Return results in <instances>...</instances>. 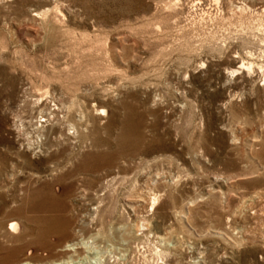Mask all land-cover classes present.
Here are the masks:
<instances>
[{"label":"rangeland","instance_id":"1","mask_svg":"<svg viewBox=\"0 0 264 264\" xmlns=\"http://www.w3.org/2000/svg\"><path fill=\"white\" fill-rule=\"evenodd\" d=\"M263 6L0 0V264L63 257L71 236L80 255L57 264L200 260L189 248L174 254L173 239L166 249L146 219L181 240L190 234L201 264H248L252 243L264 242ZM127 105L141 115L144 140L112 166L86 171L91 154L119 149ZM40 122L47 123L43 135ZM43 185L66 203L67 238L52 233L43 241L31 220L35 211L11 213ZM82 185L87 191L78 198ZM141 195L148 196L145 206ZM170 210L185 218L168 219ZM10 218L27 246L6 259L5 248L17 243L5 227ZM94 228L100 235H90ZM219 240L236 245L229 261Z\"/></svg>","mask_w":264,"mask_h":264},{"label":"bare ground","instance_id":"2","mask_svg":"<svg viewBox=\"0 0 264 264\" xmlns=\"http://www.w3.org/2000/svg\"><path fill=\"white\" fill-rule=\"evenodd\" d=\"M212 1L214 3H217L218 2V0H212ZM228 6L230 7L231 12H233L232 11L233 5H228ZM261 10H262V12H264V6L261 8ZM243 65H244V63L241 62V65L239 67L241 68ZM251 66H252V63L249 62L247 64V68H250ZM124 107H126V112H125V114H124V116L122 118V122H121L122 128H121V131L119 132V134L117 136L118 137L117 139H118V142H119V146H120L119 149L116 152L112 151V153H110V154H108V153L106 154L105 152L104 153L103 152H100V153H97L95 155L91 154V156H89V157H91V163L83 166L86 171L88 170L89 172H92L90 170H96L98 168L100 169V167L103 168L104 166H112L113 158L114 157H116L118 155H123V154H126V155L127 154H130L144 140V136L145 135H144V133H143V131L141 129V126H142V123H143L142 122V119H141V115L138 114L137 113L138 111L136 112L134 110V108L131 107V106H129V105L124 106ZM95 111H96V113L101 114V115L106 114L104 108H96ZM40 123H39V126H38L39 127V129H38L39 132L38 133H39V135H43V130L45 129L47 123L46 124H42V123L40 124ZM108 130H110V129H108ZM49 135H50V133H49ZM98 138L96 139V143H98V144L99 143L101 144V142L103 143V140L98 139ZM83 142H85V141H83ZM137 150H139V149H137ZM123 156H125V155H123ZM119 157H117V158H119ZM81 170H82V165H81ZM53 180L55 182V177L54 176H53ZM47 184H49V183H47ZM42 187L44 188V185L43 186H40L38 188H35L34 190L31 189L34 192L33 193L34 195L31 196V198L29 199V203L27 202V205H25L24 207L22 206V207L12 208L11 209V213H12V215H15V214H18V213H23V211L26 210V209L30 210L31 212L32 211H35L37 214H35V215L33 214L34 216L32 215L31 220L34 221L35 224H37V226H36L37 236L41 240H43V241H44V238H46L47 235L52 234V233L53 234H56L58 236V238H67L69 236V227L71 225V220H70V218L68 216H66L63 213V211L66 210V203L60 197L61 194H58L56 192H53L49 188H47V190H45ZM55 188L57 189L58 186L56 185ZM86 188L87 187L84 186V185H82L80 187L79 194L77 195L78 198H84L85 197V192L87 191ZM56 189H55V191H56ZM31 190L28 189V191H31ZM150 194H151L150 192L147 193V195H150ZM13 195H12V197H13ZM17 196H18V193H17ZM28 196H27V198H28ZM153 196H154V194H153ZM14 197H15V195H14ZM147 197H146V195H141V197H139L138 200L141 202L142 205L145 206V204H146V198ZM155 197L156 196L151 197L152 198V201H151V205L150 206H153L156 203V199L158 198V196L156 198ZM0 199H1V197H0ZM24 200H26V199H24ZM23 203H25V202H23ZM5 204L6 203H3V204L0 203V214L2 212H4L3 211L4 210L3 207H4ZM94 204L96 206L95 207H92V210H93L92 213H95L96 214L97 213V210H98L97 209L98 202L97 201H94ZM13 206H15V205H13ZM129 208L131 209L132 207H130V205H129ZM102 216L103 215H99V218H98L99 221H102ZM183 218H185V215L181 212V210H170L169 213H168V219H172V220H174L176 222L181 221V219H183ZM163 219H164V217H163ZM146 220H147V222L145 223V225L147 226V228H146L147 231L152 232L154 234L155 238L157 239V241H159L162 245L165 246V245H169L170 240L173 239L174 240L173 245H170V247L172 249H174L172 251L174 254L178 253V249H183V248H185V249H188L189 248L190 250L192 249V251H194L197 254L196 257L197 258L200 257V260L199 259L198 260H195V257H193V258H190L188 260V263L201 264V262H202L201 256H200V253L201 252H200V250L197 247V242L190 243V241H189L190 234H188L189 233L188 231H186V233L188 234V239L187 240H185V239L184 240H181L179 238V236H178L179 233L176 232V231H174L171 227H169V228H165L164 227V228L161 229V227H158L157 222H154V221H152L150 219H146ZM18 224L19 223L17 222V220L16 219H13V218L8 219L6 221V223H5L6 230L13 237L12 240H14L15 242H17L16 244L9 245V246H7V248H5V253H6L5 254V258L6 259L9 258V257H12V256H17L20 252H22L24 246L27 243L26 240L23 239V237L26 238L24 236V232L21 231L22 232L21 233L18 230ZM22 229H23V227H22ZM94 230H95V232L94 233H90V235L91 234L100 235L99 234L100 233L99 232V228L98 229H95L94 228ZM78 231H79L78 236H82L83 235V230L82 229H78ZM134 231H136V230L134 229ZM184 231H185L184 229H182V228L180 229V232L181 233H184ZM218 237H220V236L218 235ZM218 239H221V238L215 237V240L214 241L217 242ZM199 240H200L199 243H201L202 242L201 241L202 238L199 237L197 239V241H199ZM70 241H71L70 243L65 244V248L63 249L64 250L63 257L60 255L61 257L60 258H57V259H52L51 258L50 260H44V261H42V260L40 261L39 260V261H36V262H33V263L26 261L23 264H57L59 262H63L64 261V258H66V259L70 258L71 259V257H73V256L80 255V253H79L80 250L78 251V248L79 247L77 246L78 239H76V237H74V236H71ZM219 241H220V244H221V248H220L221 250H220V252H223L224 257L226 258L225 261H229L232 258L231 255H232V252H233V250H234V248H235L236 245L233 244V243H229L227 241H221V240H219ZM252 244L255 247H252L253 250L251 251V254H250V260L251 261L248 264H264V242H262V244L260 242H258L257 244H254V243H252ZM0 248H2L1 245H0ZM165 248H166V246H165ZM167 252H169V251H167ZM83 254H85V253H83ZM177 258H178V256H177ZM177 258L176 257H172V259H171V261H170L169 264H179L180 261ZM66 262H68V261H66ZM202 264H210V263H208L206 261H203Z\"/></svg>","mask_w":264,"mask_h":264}]
</instances>
